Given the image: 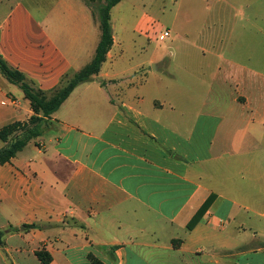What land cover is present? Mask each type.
<instances>
[{"label":"crops","instance_id":"crops-1","mask_svg":"<svg viewBox=\"0 0 264 264\" xmlns=\"http://www.w3.org/2000/svg\"><path fill=\"white\" fill-rule=\"evenodd\" d=\"M141 24L139 18L135 31L140 35ZM112 26L114 43L99 74L78 85L52 115L54 129L47 133L51 143L44 134L11 162L0 164V229L5 233L0 264H44L36 255L42 249L52 256L49 264H94L90 255L102 264H264V245L232 255L238 242L215 232H228L239 207L228 193L235 188L233 169L238 165L226 157L244 155L255 181L259 184L264 177L254 172L259 164L248 147L264 137V128L254 129L259 114L264 127V93L260 113H248V103L245 107L237 99L229 103L232 123L245 122L250 114L245 129L235 132L223 128L224 117L199 115L185 133L162 114L140 112L126 102L123 86L143 85L150 72L138 76L143 65L122 64L126 43L117 39ZM100 39V21L84 0H0V56L37 89L51 93L85 68ZM116 48L118 57L111 61ZM228 62L229 79L248 87L260 74L264 91L263 74L237 60ZM111 89H118L117 101ZM120 104L125 112L118 110ZM162 104L161 111L171 106ZM33 115L21 87L0 73V128ZM175 153L185 162L176 161ZM212 195L216 201L211 208L186 230ZM127 197L179 225L185 236L169 235L180 242L166 246L142 238L103 239L100 233L110 231L113 217H121V211L109 208L111 200L122 203ZM24 224L39 228L26 231Z\"/></svg>","mask_w":264,"mask_h":264},{"label":"rangeland","instance_id":"rangeland-1","mask_svg":"<svg viewBox=\"0 0 264 264\" xmlns=\"http://www.w3.org/2000/svg\"><path fill=\"white\" fill-rule=\"evenodd\" d=\"M84 1L96 17H99L100 8L106 3V0ZM139 18L142 19V36L135 31ZM112 22L117 39L126 43L122 64L129 67L143 65L145 69L140 70L138 76L144 71L150 72L146 82L142 79L143 85L128 90L127 86H123L126 102L138 111L162 114L164 121L178 126L185 133L196 123L199 115L215 119L224 117L223 128L235 132L245 129L250 114L245 117V122L232 123L230 120L229 103L236 99L245 107L248 103V113L261 112L260 101L264 91L260 74H255L253 85L248 83L246 87L244 81L238 83L229 79L231 68L228 60L250 65L264 75V0H122L112 10ZM165 28L170 30V37L160 41L155 37L156 32ZM112 56L111 61L117 59V48ZM71 78L58 88L66 86ZM222 79L229 80L224 84L221 83ZM30 86L36 89L32 84ZM111 93L117 101L118 89H111ZM163 101L171 106L161 111ZM118 110L125 112L121 104ZM50 119L41 125L44 134L54 129ZM130 123L138 129L133 122ZM254 123V129L264 128L260 114L259 120L256 119ZM45 141L51 143L48 134ZM156 144L165 150L160 141ZM4 146L0 142V147ZM248 147L254 150L256 164H259L254 172L264 174V137H256ZM231 157L238 168L233 169L235 188L228 193L236 199L239 207H235V218L230 222L228 232L225 235L221 231L215 232L218 237H224L223 240L238 242L231 253L234 255L264 245V199L256 200L258 196L264 198V177L258 184L252 176V169L246 167L248 159L244 160V155L241 157L231 153L226 160ZM174 158L185 162L179 153H175ZM226 164L224 161L221 171L225 170ZM111 201L113 204L109 208L118 214L121 211V217H113L115 224L110 226V231L100 233L103 239L116 237L126 241L142 238L166 246L180 242L169 235L185 236V231L179 225L172 226L155 212L140 207L133 198L127 197L122 203ZM75 224L77 228L82 226L80 222ZM118 224L121 230L115 227Z\"/></svg>","mask_w":264,"mask_h":264},{"label":"trees","instance_id":"trees-1","mask_svg":"<svg viewBox=\"0 0 264 264\" xmlns=\"http://www.w3.org/2000/svg\"><path fill=\"white\" fill-rule=\"evenodd\" d=\"M121 1L122 0H106V3L101 6L98 17L101 27V39L93 60L85 68L76 73L66 86L55 89L53 91L54 93L51 92L53 94L41 89L32 88L30 83L27 82L24 74L9 68L0 56V73L10 82L18 84L21 87L34 111V115L27 122H15L0 128V142L5 144V146L0 149L1 165L11 162V160L16 157L17 153L22 151L30 141L43 136L42 123L52 117L78 85L92 81L94 77L99 74L101 66L106 61L107 54L114 43L111 11ZM215 198L216 196L212 195L204 202L187 225L188 230H192L204 217ZM22 227L26 231L39 228L37 224H24ZM16 230L17 229L14 231ZM4 234L5 233L0 229V245L3 244ZM36 255L44 264H49L52 261L51 254L45 249L37 251ZM89 257L94 264H102L94 256L90 255Z\"/></svg>","mask_w":264,"mask_h":264},{"label":"built area","instance_id":"built-area-1","mask_svg":"<svg viewBox=\"0 0 264 264\" xmlns=\"http://www.w3.org/2000/svg\"><path fill=\"white\" fill-rule=\"evenodd\" d=\"M170 30L168 28L161 29L160 31L156 32V36L160 41L166 40L168 37H170Z\"/></svg>","mask_w":264,"mask_h":264}]
</instances>
